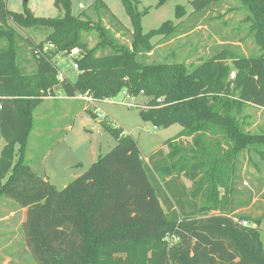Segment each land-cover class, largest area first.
<instances>
[{"label": "trees", "instance_id": "trees-1", "mask_svg": "<svg viewBox=\"0 0 264 264\" xmlns=\"http://www.w3.org/2000/svg\"><path fill=\"white\" fill-rule=\"evenodd\" d=\"M120 1L131 24L128 45L100 20L71 16L69 0H55L67 10L57 19L14 14L0 0V198L26 209L20 229L26 249L36 264H264V211L239 215L252 203L240 198L239 186H247L241 157L257 172L256 163H264V134L246 131L243 114L247 106L264 110V0H240L246 34L239 41H253L258 55H239L220 40L217 51L193 67L151 63V41L193 31L224 0H193L189 27L167 21L145 34L141 19L149 8L140 12L137 0ZM185 16L183 7H175V20ZM217 18L225 21L222 15L206 21ZM110 20L116 31L125 29ZM9 23L48 31L38 44L23 39L32 72L20 59L22 37ZM91 32L98 38L92 48L82 38ZM74 51L81 55L74 58L78 75L70 82L58 74L55 59ZM122 92L147 98L139 115L154 128L181 127L165 143L166 152L155 151L146 163L135 140L103 120L116 145L64 188L31 169L25 152L33 112L44 99L60 93L98 102Z\"/></svg>", "mask_w": 264, "mask_h": 264}, {"label": "rangeland", "instance_id": "rangeland-1", "mask_svg": "<svg viewBox=\"0 0 264 264\" xmlns=\"http://www.w3.org/2000/svg\"><path fill=\"white\" fill-rule=\"evenodd\" d=\"M137 1L139 2L137 9L140 12L149 8L148 14L141 19V27L144 34L158 29L167 21H172L175 25L182 22V28L184 25L186 28L191 24L189 19H185L192 13L189 2L193 0H163L164 4L158 8L157 5L160 0ZM177 6L185 9L186 16L181 20L174 19L175 7ZM240 6V0H224L220 9L218 8L217 11L210 12L209 15L198 19L199 24L193 31L184 28L187 34L173 37L167 40V42H160L159 37L152 39L151 43L156 44V46L149 60L154 64L184 63L189 67H193L210 58L217 51L216 48L220 47L218 44L220 40H226L229 43L227 47L239 55L247 58L258 55L259 50L250 39L238 45L240 38L246 34L245 26L241 23L243 10H240ZM6 9L14 14L30 13L36 18L43 19L62 18L67 12L61 4L55 5V0H6ZM83 13L84 16H87L93 22L100 20L106 28L111 30L112 35L120 43L125 45L130 43L131 24L120 0H69V14L71 16L80 17ZM210 15L214 17L222 15L225 21H220L218 18L206 21ZM110 18L125 29L116 31ZM9 25L22 37L19 41L20 59L26 61L24 66L28 72H32L34 65L30 49L24 48L23 39H29L33 43L38 44L45 39L48 31L43 29L45 33L42 29L23 30L14 27L12 23H9ZM205 25H207V28L204 27ZM82 38L90 48L94 47L98 42L95 32L84 33L82 34ZM80 55L79 51L76 52L74 57L58 55L55 59L58 74L70 82H74L78 75L77 70L73 68L74 58L80 57ZM149 60L147 59V61ZM124 98L125 95L122 92L114 98L92 104L87 103L81 98L83 102H69L65 105L67 115L59 123L51 122V120L60 115L58 110L61 108L62 100L45 102V105L40 106L35 111V128L37 133L41 134L45 131L48 133L49 129L53 127L57 129L56 132L52 133L50 137V139L52 138L51 141H48L43 148L46 151L56 150L54 155L57 156V152H61L62 154L61 157L51 155L48 161L54 159L53 164H55V159H65L67 162L69 158H77L78 160L67 172V175L71 178L69 182L77 178L72 177L74 174L83 173L100 156L107 154L116 145L117 141L114 136L103 127L101 123L103 120H106L113 128L122 129L124 135L132 137L137 143L141 156L146 163L155 151L160 149L164 152L167 151L165 143L169 139L176 137L180 127L173 125L167 129L154 128L152 123L144 122L139 115L140 109L147 102L142 105L144 103L140 102L142 98L132 102ZM50 103H55V106H47ZM84 107L90 112H95L96 118H93L89 112L83 110ZM47 108H50V110L44 115ZM243 114L249 118L251 133H257V127L264 126V112L261 110L247 106L243 110ZM49 119L51 120L49 121ZM41 127L45 129L42 130L40 129ZM69 127L70 129L67 132L66 128ZM63 136H65V142L58 144L60 138ZM2 146L3 141L0 138V149ZM91 154L96 156L95 160L91 161L92 159H89V161H85L86 155L91 156ZM72 161L74 159L70 160V162ZM241 178L242 182H245L247 186H239L240 198L252 199V203L247 209L240 210L239 215L258 216L264 211V173L253 172V168L248 166L245 173L241 175ZM56 186L58 190H61L66 185ZM2 199L6 198L3 197ZM248 225L250 224L248 223ZM259 230L262 250L264 252V219L259 225ZM6 232L16 234L17 239L21 237L23 242L20 230L8 229ZM5 253L6 251L0 252V264H5L3 263V255ZM7 256L10 258V264H36L29 252L25 253V255L20 253L19 256Z\"/></svg>", "mask_w": 264, "mask_h": 264}, {"label": "crops", "instance_id": "crops-1", "mask_svg": "<svg viewBox=\"0 0 264 264\" xmlns=\"http://www.w3.org/2000/svg\"><path fill=\"white\" fill-rule=\"evenodd\" d=\"M242 38H245V35ZM241 43L243 44L244 42H239L238 45H241ZM219 44H221V42H219ZM222 45H223V43H222ZM74 52H77V51H74ZM140 98H142V100L140 102H144L142 104V105H144L147 102L146 97L140 95V96L136 97L134 100H139ZM52 100H62L63 101V102H61V108H59V110H58L59 111L58 113H60V115H58L53 120L49 119V121L51 120V122H55V123H59L67 115V111L65 108V105L67 103L75 102V101H78V102H83V101L80 99V97L66 98L62 94L58 93L55 98L44 99L42 101V103L40 105H38L33 112L34 128H33V131L30 134L29 139H28L27 148H26V152H25V158H26V161L29 163L31 169L39 177L46 179L48 182H50L52 185H54L56 187V189H58L56 185H67L69 183L71 178H69V176L67 175V172L72 167V165L74 163H76L78 160H77V158H69L68 162H67V160H65V159H62V160H56L55 159V161H56L55 164H53L54 159H52V161H48L49 156L53 155L54 157H58V156L61 157V154H62L61 152H57L56 153V154H58V156H57V155H54L56 150H52V151L47 150L46 151L45 148H43L48 141H51L52 138L50 139V137L52 136L53 132H56L57 129L55 127H53V128L49 129L48 133L46 131L41 133V134L37 133L36 128H35V111L40 106L45 105V102L52 101ZM143 100H145V101H143ZM54 104L55 103H50L47 106H49V107L53 106L54 107L55 106ZM257 109L264 112L263 109H260V108H257ZM49 110H50V108H47L44 115ZM83 110H85L86 112L89 111V110H86V107H84ZM91 113L94 114L95 112L94 113L91 112ZM244 122H245V130L251 132V128H250L251 124H249V118L247 117L244 120ZM257 128H258V130H257L258 132L253 133V134H264V126L257 127ZM40 129L44 130L45 128L41 127ZM69 129H70V127L66 128V131L68 132ZM181 130L182 129L180 127L177 134ZM181 140L184 144H189L191 142V138H181ZM62 142L63 143L65 142V136L60 138L58 144L62 143ZM63 156H65V155L63 154ZM91 156L86 155L85 161H89V159H92L91 161H94L96 156L92 155V154H91ZM71 159H74V161L70 162ZM241 160L243 161V163H242L243 171H245V169L247 167V164H246L247 156L244 154V157H241ZM256 165L259 166V172L258 173H264V169H263L264 163H262L260 161L258 164L256 163ZM239 166H240V164H239ZM250 166H252V165H250ZM253 171H255L257 173V170H253ZM80 174H74L72 177H78V175H80ZM182 183L187 188H189L191 185V182H189L186 179H182ZM244 185H245V183H244ZM25 218H26V209L18 207L13 201H11L9 199L0 198V252L6 251L5 255H3V263H5V264L11 263L10 258L7 255L19 256L20 253H23L25 255V253L27 254V252H28V250L26 249V247L24 245V242H22L21 237H20V239H17L16 234L6 232L8 229L20 230L22 223L25 221Z\"/></svg>", "mask_w": 264, "mask_h": 264}, {"label": "built area", "instance_id": "built-area-1", "mask_svg": "<svg viewBox=\"0 0 264 264\" xmlns=\"http://www.w3.org/2000/svg\"><path fill=\"white\" fill-rule=\"evenodd\" d=\"M74 53L76 54V52H72L70 56H71V57H74V56H75ZM73 68H74L75 70H77V66H76V65H73ZM230 78H231V79L234 78V73L231 74ZM124 95H125V98H124V99H128V100L131 101V102L134 101V99H135L134 97L128 96V95H126V94H124ZM80 98H81L82 100L86 101L87 103H91V104L94 103V102L91 100V98H89V97H87V96H83V97H80ZM124 99H123V100H124ZM121 103H123V102H121ZM158 103H161V100H158ZM130 105H132V104H130ZM133 105H134V104H133ZM241 225L245 227V226H247V223L241 221Z\"/></svg>", "mask_w": 264, "mask_h": 264}]
</instances>
